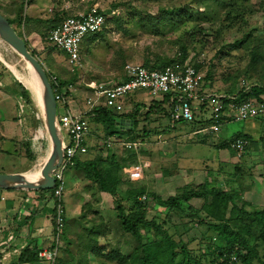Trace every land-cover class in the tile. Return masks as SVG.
Instances as JSON below:
<instances>
[{
	"label": "rangeland",
	"instance_id": "1",
	"mask_svg": "<svg viewBox=\"0 0 264 264\" xmlns=\"http://www.w3.org/2000/svg\"><path fill=\"white\" fill-rule=\"evenodd\" d=\"M13 1L0 0V10L8 14ZM18 1L24 2L23 15L34 19L47 20L62 13L76 16L93 9L105 16L106 26L102 30V37L94 42L87 41L81 46L82 69L77 72V78L72 85L75 89L73 101L76 113L81 112L85 103L88 84L121 82L124 78L123 67L126 64L142 66L144 60L151 54L172 58L180 44L187 45L188 65L199 64L204 78L208 77L205 79V88L210 92H239L241 89L256 85L261 79L264 81V0H253L245 6L246 11L239 6L238 12L242 17L236 19L237 23L228 30H224L223 27L228 21H224L222 15L217 18L215 9L220 8L219 6H210L206 2L205 5H201L197 0ZM207 6L210 7L209 16L205 14ZM251 9L258 11L252 14ZM164 13L168 16L163 21L161 16ZM182 13L183 18L179 19L177 15L181 16ZM186 13L193 16L188 22L183 20ZM150 18L155 19L153 24L150 23L152 22ZM113 19H120L121 28L110 22ZM140 20L143 21L140 23ZM173 20L177 23L175 27H171ZM153 25L162 29L163 35H154ZM13 27L17 34L28 42V49L35 53L50 81L52 76L60 80L70 79L63 52L50 51L51 46L43 36L27 34L28 30L22 25L20 27L15 24ZM90 36L87 35V38ZM243 40H246V45L237 49L233 47L235 42ZM251 51L257 54L258 64L255 69L249 67ZM17 68L25 72L22 65L19 64ZM246 71L248 74H245ZM29 77L30 91L19 77L0 62V78L4 80L2 85L18 83L24 88L30 107L24 116L18 118L14 101L18 90L13 87L11 92L14 96H10L1 90L3 87L0 88V120L4 121L2 131L9 142L14 144V147L11 144H4L0 148V173L3 174L16 171L20 173L32 171L33 174L40 172L46 159L45 155L47 156L50 150V141L43 122L40 123L37 87L30 74ZM68 98L72 101V96ZM125 99L122 115L132 114L141 108L146 112L152 104L148 93L143 90H138ZM152 109L148 115L135 116L137 124L134 140L121 129L123 127L120 125L121 118L116 114L109 119L113 121V125L106 131L111 134L112 139L141 142V151L135 156V162L139 161L143 166L144 178L134 183L128 181L125 173L132 164L131 153L117 141L107 147L104 143L110 137L105 133L104 124L96 120L89 121V135L77 157L80 162L93 160L98 155L103 159L114 156V160L128 166L122 168L124 181L115 197L102 193L98 185L87 179L75 166L66 168L65 189L61 199L62 210L68 220L65 237L70 240L76 236V221L80 220L89 227L88 222L95 220L97 215L102 216L106 233L99 239V244L103 246L104 251L118 250L124 255L130 254L136 242L124 232L115 209L120 202L119 198L123 197L128 188L147 187V183L148 220L162 226L179 246L186 247L190 256L199 260L201 264H208L204 254L212 233L205 224L188 226L191 219L186 215V210H189L191 215L196 214L201 209L203 200L193 198L184 203L182 209L185 212L182 213L170 209L167 205H159L151 195L155 194L166 201L176 196L185 186L194 187L208 183L218 185L220 190L224 189L228 193L238 195L239 198L235 199L234 203L238 207L243 205L248 212L262 209L264 115L245 122L225 123L220 127L218 134L211 136L198 132L210 125L208 114L197 116L195 123L174 124L168 123V119L153 106ZM58 113L62 114L60 108ZM236 136L249 137L248 147L241 160L235 159L231 149L218 148L222 142H229ZM13 154L17 155L18 160L11 156ZM53 215V209L45 202L41 212L43 221L36 223V226L53 223ZM216 246L224 247L225 244L218 240ZM261 247L258 248L259 253L264 254ZM61 252L64 258H69L70 255L77 259L78 247L63 242ZM88 259L87 264H97L94 258L88 256Z\"/></svg>",
	"mask_w": 264,
	"mask_h": 264
},
{
	"label": "trees",
	"instance_id": "2",
	"mask_svg": "<svg viewBox=\"0 0 264 264\" xmlns=\"http://www.w3.org/2000/svg\"><path fill=\"white\" fill-rule=\"evenodd\" d=\"M201 5L204 3L210 4V6H219L216 8L217 18L223 16L224 21H228V24L223 25L224 30L233 28V25L237 23L241 14H239V6L246 11L250 2L253 0H197ZM24 2L14 0L9 8V13L5 14L0 10V14L6 18L11 26L17 24L21 25L28 30L27 34H39L43 36L45 41H47L50 31L56 29L60 26L64 19L68 17H73L66 15L65 13L55 15L53 18L47 20L34 19L25 17L23 15ZM205 11L206 16H209V9ZM256 10H250V13H257ZM99 13V12H98ZM199 15V14H198ZM167 14L164 13L161 17L164 21L167 18ZM177 17L179 19L183 18V13L181 16ZM193 16L189 13L185 14V22L190 21ZM155 21L154 18H150V21ZM161 20V19H160ZM182 20V21H183ZM143 20H140V23ZM113 22L119 28H121L120 19H113ZM139 23V24H140ZM176 22H172L171 27L176 26ZM106 26V24H105ZM104 26V28H105ZM155 26V25H153ZM164 27V26H162ZM14 28V27H13ZM103 28V29H104ZM102 29V30H103ZM16 31V30H15ZM152 31V30H151ZM154 35H163L162 29L155 26ZM17 33V32H16ZM103 33L98 32L91 34L89 38H85L83 43L87 41L94 42L102 37ZM21 37L20 34H18ZM22 38V37H21ZM28 48V42L25 41ZM48 43V42H47ZM82 43V44H83ZM178 43V42H177ZM246 40L237 41L233 44L235 49L241 48L246 45ZM82 46V45H81ZM259 47V46H258ZM0 46V50H4ZM30 51V49H28ZM50 51H55L53 47L49 48ZM58 51V50H57ZM258 52V49H256ZM33 56L36 57L35 53L30 51ZM81 52V50H80ZM65 60H67L66 54ZM144 60L143 67L152 71H163L165 68L174 65H185L188 64V49L186 44H180L176 54L172 58H167L165 56H159L158 54H151ZM15 61H19L16 57L12 56ZM258 60L256 52L251 51V65L252 69L257 67ZM196 70L200 71L199 64H189ZM126 66V65H125ZM124 66V67H125ZM123 67V71H124ZM68 80H60L57 77L52 76V81H50L52 89L55 91L62 92L66 91L65 96L68 97L67 88L73 85L75 79L77 78V72L71 73ZM248 74V71L245 72ZM208 77H205L207 79ZM125 77L123 78V80ZM122 80V81H123ZM236 81V78H234ZM55 84L58 85L56 89ZM258 87L253 88L251 92L247 95L243 94V89L239 92H225L228 94L236 93L241 99L246 97H257L259 94L264 93V81L260 80L256 84ZM18 90V94H21L25 98L27 97L24 88L16 83L14 87ZM220 93V92H219ZM32 95V94H31ZM27 102L28 99L26 98ZM167 100L161 102L152 100L150 109H146V112L141 109L136 110L132 114L117 115V113L110 109H100L95 111V116L92 120L104 124V130L107 136L111 137L106 131L112 127L113 121L109 119L112 118L113 114L119 116L122 122H128V127L124 124H120L123 127L121 129L128 134L134 140L135 127L137 121L134 120L135 116H141L142 114L148 115L153 108L168 119V123H172L166 110ZM196 119L193 123L196 122ZM185 124V123H178ZM146 132V131H145ZM134 138V139H133ZM244 139L249 141V137L236 136L232 137L229 142H222L218 148L220 149H230V144L236 139ZM120 139V138H119ZM136 142V141H129ZM139 143V142H138ZM141 143V142H140ZM129 151V150H127ZM141 151V150H140ZM139 151V152H140ZM131 153V165L136 164L135 156L137 154L134 151H129ZM46 157V155H45ZM114 156H110L107 159H103L100 155L96 156L93 160L80 162L78 158L75 159V168L79 169L84 173L87 179L92 180L98 185L99 190L102 193L109 194L115 197L118 193V189L123 184L122 168H126L127 164H121L114 160ZM130 165V166H131ZM127 177V176H126ZM129 181V180H128ZM130 182V181H129ZM132 183V182H131ZM14 192V191H8ZM52 192L50 190L38 191L42 195V200H45V194ZM176 196L170 197L168 200L163 201L156 195H151L153 200H155L159 205H167L170 209H175L182 213L185 210L182 209L184 203H188L191 199H201L203 200V205L196 214H190L189 210H186L187 217H190V223L188 226H198L207 225L208 230L212 233L208 244L206 245L204 256L208 259V264H264V254L259 253L258 248L261 247L264 253V207L254 212H248L242 205L238 207L234 200L238 199L239 196L236 194L228 193L224 189L220 190L218 185H210L208 183H203L199 186H185L182 188L181 192H177ZM146 195V188L143 186L141 188H128L124 193L123 197L119 198V204L116 207L117 218L123 228L124 232L130 235L136 242L135 248L128 255H124L118 250H110L105 252L103 246L99 244V239L106 233V225L104 218L102 216H96V219L88 222L89 227L82 223L80 220L76 221L77 233L74 238L67 239L65 237V227H68V220H66L63 215V224L61 229V248L60 256L57 260L59 264H87L88 256L94 258L97 264H201L199 260H196L186 249L185 246L179 244L173 239L171 235L168 234L166 230L159 226L155 221L148 220L147 204L140 203L138 198ZM229 215V216H228ZM84 218V217H83ZM81 218V219H83ZM53 222V221H52ZM54 226V224L52 223ZM186 225V227H187ZM218 240L224 242V247L216 246ZM63 242L67 245L74 244L78 247L77 259L69 255V258H64L61 250L63 249ZM261 245V246H260ZM234 256L236 261H231V257ZM37 252L32 249H25L17 258V264H34L37 262Z\"/></svg>",
	"mask_w": 264,
	"mask_h": 264
},
{
	"label": "built area",
	"instance_id": "3",
	"mask_svg": "<svg viewBox=\"0 0 264 264\" xmlns=\"http://www.w3.org/2000/svg\"><path fill=\"white\" fill-rule=\"evenodd\" d=\"M105 24V16L95 9L80 13L64 19L59 27L50 31L47 42L51 47L66 54L68 69L71 73H75L82 69L80 50L84 39L87 35L101 32ZM124 77L123 81L115 84H88L84 110L80 113H75L69 104L68 97L75 95L72 85L67 88L68 97L65 96L66 91L64 90L62 92L53 90L56 103L55 125L61 138L63 151L62 160L52 174L54 180L52 192L46 193L44 197L45 200L54 202L52 217L54 226L51 223L48 235L42 228L35 230L36 241L23 244L20 248H13L12 243L15 236H8L7 239L0 242V264H8L12 257L18 258L21 252L27 248L37 252V262L40 264H59L57 260L60 256L64 215L61 207L65 189L64 171L69 166H75V159L79 157L89 135V121L94 118L95 111L110 109L122 115L125 98L138 90H143L148 93L151 100L159 102L167 100V114L174 124L193 123L197 116L208 114L210 125L198 132L211 136L218 134L220 127L225 123L245 122L264 115V93L257 97L241 99L236 93L210 92L205 88L204 75L201 71L188 64L169 66L163 71H152L143 66L126 64ZM14 84L16 86V83ZM55 86L58 89V85L55 84ZM255 87L258 86L251 85L245 88L243 94H249ZM9 95L14 96L12 92H9ZM14 101L17 106V116L20 118L30 107L21 94L14 96ZM58 108L62 111L61 115L58 113ZM120 123L122 124V121ZM116 141L125 149L132 150L136 154L141 150L140 143L125 142L119 138L112 139L110 137L104 144L110 147ZM247 147L248 142L242 138L236 139L230 144V149L236 160L243 158ZM143 172V166L139 161L129 166L125 171L127 179L132 183L143 180ZM33 194H37L36 198L27 197L25 202L31 201L29 204L34 203V207L37 209L41 194L38 192H33ZM1 200L4 198L2 197ZM138 201L144 204L147 201V196L139 197ZM30 216L28 212L25 217ZM231 261H236L234 256L231 257Z\"/></svg>",
	"mask_w": 264,
	"mask_h": 264
},
{
	"label": "water",
	"instance_id": "4",
	"mask_svg": "<svg viewBox=\"0 0 264 264\" xmlns=\"http://www.w3.org/2000/svg\"><path fill=\"white\" fill-rule=\"evenodd\" d=\"M0 40L10 46L17 56L21 57L29 65L41 86L42 105L40 112L49 138L51 149L50 155L40 172L38 180H31L25 173H0V190L33 193L43 190H50L54 180L52 174L62 160V142L56 129V103L53 89L46 70L41 62L28 50L25 40L18 36L13 26L9 24L4 16L0 14ZM126 125L127 122L125 123Z\"/></svg>",
	"mask_w": 264,
	"mask_h": 264
},
{
	"label": "crops",
	"instance_id": "5",
	"mask_svg": "<svg viewBox=\"0 0 264 264\" xmlns=\"http://www.w3.org/2000/svg\"><path fill=\"white\" fill-rule=\"evenodd\" d=\"M12 55L13 54H11L6 49L0 50V62L4 64L16 77H19L25 83V85L28 87L30 91L31 82H30L29 72L20 61H15L12 58ZM19 64L22 65L25 72L17 70L19 69L17 68L19 67ZM2 80L3 78L2 79L0 78L1 85H2ZM2 87L3 88L1 90L9 94V92L11 93L12 88L15 87V84L13 82L12 83L10 82L9 85H2ZM73 97L74 95L72 96V101L70 99L69 104L72 106L74 112L76 113L77 109L75 108V102L73 101ZM83 110H84V105L81 108V112ZM41 122H43L42 117H40V123ZM122 124H124L125 127H127L125 123L122 122ZM127 124L129 125L128 122ZM3 125H4V121L0 120V148H2L4 144H11L14 147V144L9 142L8 138H6V136L4 135L2 131ZM11 156H13L14 158H16V160H18L17 155L13 154ZM29 169L32 170L31 167ZM11 173H20V172L16 171V172H11ZM11 173H8V174H11ZM25 174H33V172L29 171ZM146 185L147 187L145 188H146V195H147L149 192H147L148 184L146 183ZM35 195L37 196V194H33V193L27 194V193L16 192V191L0 192V242H3L5 239H7L8 236L14 235L15 238L12 243V247L20 248L23 246V244L36 241V238H35L36 231L35 230L42 228L44 230V233H47V235L50 233L51 224H44V225L36 226V223L43 221L41 212H42V208L44 207L45 202H46V205H48L49 208H52V209L54 207V202L51 200L40 199L38 202V208L36 209L34 207V203L31 205L29 204L31 203V201L29 203L25 202L27 197L36 198ZM2 197L4 198V200H1ZM40 198H42V195ZM28 212L31 216L26 218L25 216L27 215ZM147 212H148V209H147ZM8 264H17V258L12 257L9 260Z\"/></svg>",
	"mask_w": 264,
	"mask_h": 264
},
{
	"label": "bare ground",
	"instance_id": "6",
	"mask_svg": "<svg viewBox=\"0 0 264 264\" xmlns=\"http://www.w3.org/2000/svg\"><path fill=\"white\" fill-rule=\"evenodd\" d=\"M0 46L5 48L6 50H8L11 54H13L26 67V69L28 70L29 74L31 75V77L33 78V80H34V82L36 84V87H37V100H38L39 106L41 107V105H42V101H41V86H40L39 81L37 80L35 74L32 72L31 68L29 67V65L26 64L21 57H18L17 54L13 51V49L10 46H8L6 43H4L2 40H0ZM41 117H42V121H43V115L42 114H41ZM43 125H44V121H43ZM44 130L46 132L45 125H44ZM50 149H51V144H50ZM49 155H50V150H49V152H48V154L46 156L45 162L49 158ZM45 162H44V164H45ZM40 172H38L36 174H25V175L28 176L31 180H38L40 178Z\"/></svg>",
	"mask_w": 264,
	"mask_h": 264
}]
</instances>
